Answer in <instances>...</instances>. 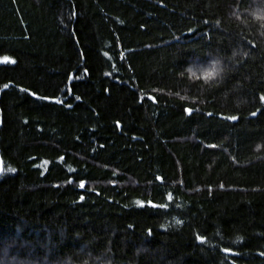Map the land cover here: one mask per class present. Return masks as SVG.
Wrapping results in <instances>:
<instances>
[{
	"label": "trees",
	"instance_id": "16d2710c",
	"mask_svg": "<svg viewBox=\"0 0 264 264\" xmlns=\"http://www.w3.org/2000/svg\"><path fill=\"white\" fill-rule=\"evenodd\" d=\"M261 9L0 0V264H264Z\"/></svg>",
	"mask_w": 264,
	"mask_h": 264
},
{
	"label": "clouds",
	"instance_id": "9594fccd",
	"mask_svg": "<svg viewBox=\"0 0 264 264\" xmlns=\"http://www.w3.org/2000/svg\"><path fill=\"white\" fill-rule=\"evenodd\" d=\"M252 21L264 29V9L250 12ZM236 19L240 21V17ZM242 22V21H241ZM235 55V53H233ZM226 72L220 59L209 60L206 64H189L182 69L181 76H186L192 82H201L203 85L211 86L213 82L222 81Z\"/></svg>",
	"mask_w": 264,
	"mask_h": 264
},
{
	"label": "rangeland",
	"instance_id": "374dc122",
	"mask_svg": "<svg viewBox=\"0 0 264 264\" xmlns=\"http://www.w3.org/2000/svg\"><path fill=\"white\" fill-rule=\"evenodd\" d=\"M6 57H0V61H4V62H7V61H10L11 59L10 58H7L5 59Z\"/></svg>",
	"mask_w": 264,
	"mask_h": 264
},
{
	"label": "snow or ice",
	"instance_id": "6c2138e0",
	"mask_svg": "<svg viewBox=\"0 0 264 264\" xmlns=\"http://www.w3.org/2000/svg\"><path fill=\"white\" fill-rule=\"evenodd\" d=\"M5 59H7V58H5ZM4 61H0V63H3ZM232 119H236L235 117H232ZM0 171H2V170H0ZM9 171H13L12 169H9ZM81 187H84V185L83 184H81ZM83 198V197H82ZM141 206H143V205H141Z\"/></svg>",
	"mask_w": 264,
	"mask_h": 264
},
{
	"label": "water",
	"instance_id": "95a60500",
	"mask_svg": "<svg viewBox=\"0 0 264 264\" xmlns=\"http://www.w3.org/2000/svg\"><path fill=\"white\" fill-rule=\"evenodd\" d=\"M0 170L3 171V165H2V160H1V158H0ZM2 171H0V174L2 173Z\"/></svg>",
	"mask_w": 264,
	"mask_h": 264
}]
</instances>
